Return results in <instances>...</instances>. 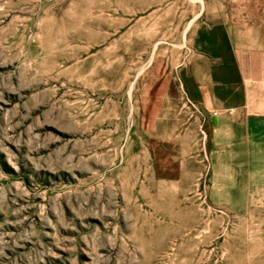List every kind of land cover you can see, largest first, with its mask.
<instances>
[{"label":"rangeland","instance_id":"obj_1","mask_svg":"<svg viewBox=\"0 0 264 264\" xmlns=\"http://www.w3.org/2000/svg\"><path fill=\"white\" fill-rule=\"evenodd\" d=\"M245 53L264 0H0V264H264Z\"/></svg>","mask_w":264,"mask_h":264},{"label":"crops","instance_id":"obj_2","mask_svg":"<svg viewBox=\"0 0 264 264\" xmlns=\"http://www.w3.org/2000/svg\"><path fill=\"white\" fill-rule=\"evenodd\" d=\"M191 23L189 24V26ZM188 26V27H189ZM243 58L240 56L236 57V69L238 73H240V79L245 86L244 92V105L242 109L247 115V123L246 126L241 124L236 117L225 116L222 117V123L224 126L223 132L238 133V137L232 140L238 141V149L241 150H251L252 152H262L264 155V102H256L253 98L252 94L249 93L250 90L247 87L253 83H255L254 74H258V79L264 80V59L261 58L263 55H255L245 53ZM241 55V56H243ZM214 76L208 77V82H199V85L203 88L211 87L214 85ZM251 94V95H250ZM250 95V96H249ZM207 107L215 109V102H212ZM241 112V110H240ZM245 121V120H244ZM237 147L234 144H230L228 147L226 146V150H231ZM225 157V155H224ZM227 157V156H226ZM264 162V161H263ZM261 164H264V163ZM229 163V162H228ZM229 164H222V170L225 172H233L236 169Z\"/></svg>","mask_w":264,"mask_h":264}]
</instances>
